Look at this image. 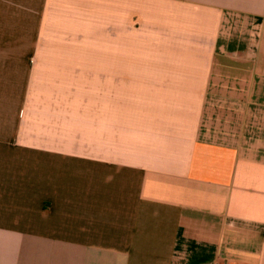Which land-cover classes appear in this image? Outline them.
Here are the masks:
<instances>
[{"label":"crops","instance_id":"obj_1","mask_svg":"<svg viewBox=\"0 0 264 264\" xmlns=\"http://www.w3.org/2000/svg\"><path fill=\"white\" fill-rule=\"evenodd\" d=\"M0 264H264V0H0Z\"/></svg>","mask_w":264,"mask_h":264},{"label":"rangeland","instance_id":"obj_2","mask_svg":"<svg viewBox=\"0 0 264 264\" xmlns=\"http://www.w3.org/2000/svg\"><path fill=\"white\" fill-rule=\"evenodd\" d=\"M131 38H132V35H131ZM130 45L131 46H129L128 41H126L125 43L124 41H122V48H121L122 56L127 55V58H132V41ZM5 66L6 68L4 70H8L9 77H10L8 79L9 81L8 86H9L10 94L16 93V90H18V83H21L22 81L20 80V78L23 76V75H20V77L18 78V73L19 74L26 73L28 64L27 63H7V65L3 64V67ZM120 67H121L122 72L132 71V62L122 63ZM103 81H104V86H101V87L106 88V93H109L108 88L112 87L113 85L110 84L109 80L105 79ZM114 82L115 84L113 88L119 87L117 89L120 90L118 102L121 103V109L119 112H116V113L121 119L120 133H121V136H123L124 133L129 129L128 120L130 119L132 115V78L131 79L122 78L120 80H114ZM15 96L16 95H10V98H9L10 103L16 101ZM94 113H97V112H94ZM107 113L108 112H105V114Z\"/></svg>","mask_w":264,"mask_h":264}]
</instances>
